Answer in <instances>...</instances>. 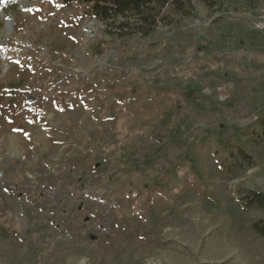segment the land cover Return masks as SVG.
<instances>
[{"label":"rangeland","instance_id":"1","mask_svg":"<svg viewBox=\"0 0 264 264\" xmlns=\"http://www.w3.org/2000/svg\"><path fill=\"white\" fill-rule=\"evenodd\" d=\"M216 1L143 39L0 0V264H264V0Z\"/></svg>","mask_w":264,"mask_h":264},{"label":"trees","instance_id":"2","mask_svg":"<svg viewBox=\"0 0 264 264\" xmlns=\"http://www.w3.org/2000/svg\"><path fill=\"white\" fill-rule=\"evenodd\" d=\"M67 4L76 3L87 7V13L97 19L106 21L114 35L124 38L135 34L140 38L153 35L160 24H171L173 16L180 14L186 17L196 16V0H64ZM213 8L216 0H202ZM261 130L256 133L255 141L264 145V117ZM241 167L256 164L255 158L245 150H238ZM247 207L264 208V193L251 191L244 199ZM254 231L264 236V219L252 225Z\"/></svg>","mask_w":264,"mask_h":264},{"label":"bare ground","instance_id":"3","mask_svg":"<svg viewBox=\"0 0 264 264\" xmlns=\"http://www.w3.org/2000/svg\"><path fill=\"white\" fill-rule=\"evenodd\" d=\"M41 14V13H40ZM20 79V78H19Z\"/></svg>","mask_w":264,"mask_h":264}]
</instances>
